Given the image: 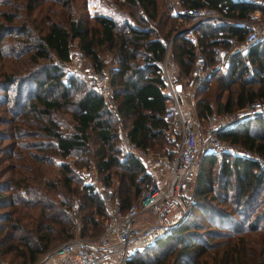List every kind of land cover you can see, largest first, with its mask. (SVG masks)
<instances>
[{
    "label": "trees",
    "instance_id": "trees-1",
    "mask_svg": "<svg viewBox=\"0 0 264 264\" xmlns=\"http://www.w3.org/2000/svg\"><path fill=\"white\" fill-rule=\"evenodd\" d=\"M121 1L126 6V17L95 12L70 17L67 23L50 20L35 38H28L32 34L28 31L27 37L16 42L29 43L22 51L17 44H2L8 26L0 19V56L18 58L25 52L24 64H36L40 59L48 64L46 82L34 77L39 91L22 101L8 91L16 84L18 94L20 84L25 81L23 77L27 76L18 75L15 68L0 69L3 92L0 100L5 104L12 102L11 107L17 104L19 108L12 111L15 119H21L22 113H33L40 134L48 138L45 143L48 150L57 155L54 159L45 151L14 153L15 172L0 181V207L8 208L0 212V259L5 258L10 264H32L43 251L72 236L76 213L81 215V234H96L102 229L95 216H106L103 203L91 185L81 183L78 168L89 166L93 161L102 180L116 185L115 192L123 207L152 182L153 175L145 169L139 155L117 142L118 126L142 150L146 147L167 149L163 145L169 130V120L163 115L167 95L162 90L156 61L162 58L170 39V52L180 69L186 72L190 67L196 53L195 43L186 36L187 31L178 30L185 26L184 20L193 23L195 19L184 8H213L231 17H245L254 8L264 11L261 1L252 0H179L182 10L178 13L171 10L168 0ZM2 17L12 21L7 12ZM192 29L197 34L199 50L209 64L219 58L220 49H229L226 36L240 40L245 33L242 27L225 18L202 19ZM72 39H76L78 52L95 68L107 66L112 106L86 80L76 75L62 78L63 62L71 57ZM225 59L226 71L214 69L195 89L194 108L200 117L212 110L232 111L255 101L264 102V40L234 53L227 52ZM34 70L31 67L26 71ZM48 90H54L55 94L49 96ZM63 112L72 119L69 131L62 129L58 121L57 115ZM218 135L230 144L239 143L264 155V120L259 114L233 127L218 129ZM215 162L219 164L217 171L212 170ZM263 190L264 169L256 160L228 151L222 152L220 160L212 153L205 154L195 177L188 211L150 244L159 248L160 254L144 258L140 250H135L128 263L247 264V260L257 258L253 264H264V245L255 254L247 235L258 230L264 234L261 232L264 225L259 224L264 213ZM74 194L80 198L78 212L70 208ZM210 194H219L220 200L234 202L237 214L243 210V224L230 230L216 229L238 220L233 215L235 210L228 214L214 203L204 209L205 201L212 202ZM199 208L214 227L196 231L201 223L187 218ZM174 248V255L167 258Z\"/></svg>",
    "mask_w": 264,
    "mask_h": 264
},
{
    "label": "built area",
    "instance_id": "built-area-1",
    "mask_svg": "<svg viewBox=\"0 0 264 264\" xmlns=\"http://www.w3.org/2000/svg\"><path fill=\"white\" fill-rule=\"evenodd\" d=\"M252 1L264 4V0ZM168 4L175 13L182 10L179 0H168ZM184 9L195 19L190 25L181 27H189L186 36L195 43L196 53L190 67L185 73L178 71V63L169 51L170 39L165 45L162 58L156 61L163 82L162 90L167 95L163 115L168 120L176 121L179 131L173 155L163 151L151 157L152 167H158L161 172L160 180L145 186L135 202L123 207L120 196L112 186L96 178H86L84 184L91 185L104 206L106 217L102 230L96 236L74 233L43 251L32 264H129L128 259L135 250L164 235L168 227L182 216L184 182L187 177H194L205 154L212 153L220 160L222 152L228 150L256 160L264 169V159L259 153L260 156L240 145L225 144L218 135V129L233 127L256 114L261 115L264 120V102L255 101L232 111L212 110L205 117L198 116L194 108L196 87L210 77L214 69L226 71L227 52L234 53L264 40V12L261 8H254L245 17H231L222 15L213 8L188 6ZM223 18L231 19L235 25L242 27L244 37L237 40L234 36H226L230 43L229 49H220L219 58L215 63L209 64L199 50L197 34L192 25L202 19ZM63 65L67 67L68 75L86 80L92 89L103 95L109 106L113 105L107 70L84 62L78 51H71L70 59L63 62ZM118 140L127 150L139 151L138 155L143 163L147 161L145 158L149 159L151 147L140 149L125 130L119 132ZM78 206V198H72L70 208L76 210ZM143 212L146 214L138 218ZM0 264L6 263L1 259Z\"/></svg>",
    "mask_w": 264,
    "mask_h": 264
},
{
    "label": "rangeland",
    "instance_id": "rangeland-1",
    "mask_svg": "<svg viewBox=\"0 0 264 264\" xmlns=\"http://www.w3.org/2000/svg\"><path fill=\"white\" fill-rule=\"evenodd\" d=\"M125 9H126V6L122 4V1L120 3V0H0V19H3V21L6 22V27L8 26L7 29L4 31L6 34L2 40V44L3 43L17 44L19 46L18 48L20 49V51H22L24 47H28L29 43L23 42L24 40L22 41L23 43L22 45L16 42H18V40L24 37H27L26 34L28 35V31L32 33L30 36L28 35V38H31V37H32L31 39L35 38L36 34L41 33L42 30L47 26L50 20H56L61 23H67V20L70 17L74 18L80 15H85V14L92 15L95 12H106V13L112 14L116 18L126 17L127 14H126ZM3 12H7L8 14H10V16L12 17L11 22H8L7 19L2 17ZM131 21L133 20L131 19ZM188 21L189 20H184L183 25L185 26L190 25V22ZM71 51L72 52L78 51V48L76 46V39H72ZM26 54L27 53L23 52L18 55V58H15L13 56L11 57L2 56V55L0 56V69L9 71L10 68H15V72L18 75L27 76V78L23 77L25 81L23 82V84L22 83L20 84L21 87L19 89L18 94L16 93V89H15L16 84H13L11 86L12 88L8 91L10 95L17 96L19 101H22L23 99H27L28 97L33 96L34 93L37 92V90L39 91L38 86L36 84L37 81L33 80L34 77H37L40 80L46 82L45 69L47 68V65H48L47 62L45 60L40 59L39 62H37L36 64L30 63V62L24 64V62L26 61ZM81 57L84 60V62L91 64L82 55ZM23 67H25L26 70H29L31 67L34 68L35 70L30 71L31 73L33 72L32 74H30V72L23 69ZM63 69L65 72V75H63L62 78L66 79V75H68L67 67L64 66ZM104 69L107 70V66H105ZM178 71L180 73H185V71H182L180 67ZM1 91L2 90H0V93H3ZM48 91H49L48 92L49 96H53L55 94L54 90L53 91L48 90ZM11 105H12V102H8L7 104H5L2 100H0V181L1 182L4 180H7L8 176L13 175V173L15 172L14 164L17 161V157L14 155V153L16 154L17 152H20V153L26 154L25 151H27L29 153L35 152V153L41 154L42 151H45L50 156L52 157L54 156L53 157L54 159H57V155L53 154L52 151L48 150L47 148L48 146L46 145L47 144L46 139L48 138H45L42 133L40 134L41 130L37 122V118L33 116L34 114L33 113L30 114V112L29 113L25 112L19 115L21 119H15L13 117L16 114L15 113L13 114L12 111L14 108L18 109L19 107L17 106V104L13 105L12 107ZM57 117H58V121L62 123L60 127L64 129L65 131H69L72 125L71 124L72 119L70 117V114L63 112L62 114L57 115ZM118 128H119L118 132L124 129L119 126ZM167 134H168L167 135L168 139L163 144L164 146H166L167 149H160L157 147L150 148L151 150L148 152L149 159L145 158L148 161V162L147 161L144 162L145 169L151 172V174L153 175L152 176L153 180L151 183L156 182V180H160V173H161L158 167L156 166L152 167L151 157L156 156L157 153H162L163 151H166L167 154L169 155H173L174 153V149L176 147L178 136H179L178 124L176 121L169 120V130ZM223 141L225 142V144H229L226 140H223ZM117 142H119V140ZM21 143H25V145L21 146L20 145ZM234 144L240 145L239 143H234ZM10 148H12L13 150L12 153L11 151L9 153ZM136 153L138 154L139 151H136ZM253 153L255 155H259L257 151ZM261 157L262 159H264V155H261ZM67 158L71 159V156ZM217 160L219 159L217 158ZM218 165H219L218 162H215L212 165L214 167L212 170L217 171ZM50 166L54 167L52 164ZM78 173H79V178L82 184L85 183L86 178H94V179L96 178L98 180L103 181L102 178L99 176L93 161H91L89 166H86V167L82 166L78 168ZM196 174H194V177L192 175L193 178H191V176L189 178L187 177V179L184 182L185 192L181 198L182 215L188 211L192 203L193 188L195 184ZM109 185L112 186L114 190L116 189L115 184L114 185L109 184ZM74 195L72 197L78 198L79 203H80V198L78 194H74ZM210 195L211 196L209 197V199H211L212 202H206L204 200L205 201L203 204L204 209H208L209 206L212 207V204L210 203H214L216 207H219L225 213L230 214L236 211L235 214L233 215L235 219L238 220V222L237 221L231 222L230 226L222 224L219 227H215L216 229L230 230L232 229V227L239 226L240 223L243 224V219H244L242 218L243 210H241V212L239 211V213L237 214L238 211L236 209V206L234 207V202H229L228 200L227 201L220 200L222 197L219 194L215 196H212V194ZM262 195H264V190L262 191ZM136 200L137 198L134 199L132 202H135ZM78 208L76 209L77 212H78ZM4 209H8V208H6L5 206H1L0 212L4 211ZM199 209H196L194 213L191 214L189 218H187V219L194 220V221L201 223L200 227L196 228V231H201L202 229H209V228L214 227L209 221H206L203 210L201 209L199 210ZM144 214L146 213L144 212L140 213L138 215V218H142ZM80 216H81L80 212L76 213V223H75L74 233H80V228H81ZM95 217L100 220L101 222L100 225L102 224L101 226L103 228L106 216L103 218L99 215H96ZM260 217L262 218V220L259 222V224L264 225V213L263 215H260ZM77 224H79V226H77ZM262 230L261 232L264 233V227ZM100 231L97 232L96 234H90V235L85 234V235L96 236L97 234L100 233ZM258 231H253L247 234L249 237V240L251 241L249 246L252 252H255V254L256 252H258L259 248L261 247V244L264 245V234L263 235L259 234ZM60 241L55 243L53 246L57 245ZM175 247L177 246L175 245ZM139 250H140L139 254L141 255V257H144V258L147 256L150 258H153L154 256L157 255L158 252H160L159 248L156 249L152 245L150 246L146 245ZM175 251H176V248L172 250L171 254L167 256V258L172 257ZM159 254L160 253H158V255ZM2 260L6 264H10L7 261V259L4 258ZM256 260L257 258L252 259V260L249 259L247 260V264H253Z\"/></svg>",
    "mask_w": 264,
    "mask_h": 264
},
{
    "label": "water",
    "instance_id": "water-1",
    "mask_svg": "<svg viewBox=\"0 0 264 264\" xmlns=\"http://www.w3.org/2000/svg\"><path fill=\"white\" fill-rule=\"evenodd\" d=\"M188 29H189V27L181 28V29L178 30V32H184V31L186 32Z\"/></svg>",
    "mask_w": 264,
    "mask_h": 264
},
{
    "label": "crops",
    "instance_id": "crops-1",
    "mask_svg": "<svg viewBox=\"0 0 264 264\" xmlns=\"http://www.w3.org/2000/svg\"><path fill=\"white\" fill-rule=\"evenodd\" d=\"M136 153V152H135ZM137 154V153H136ZM138 155V154H137ZM141 160H143V159H141ZM143 162V161H142Z\"/></svg>",
    "mask_w": 264,
    "mask_h": 264
}]
</instances>
